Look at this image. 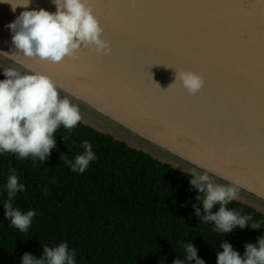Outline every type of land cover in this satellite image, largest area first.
<instances>
[{"label": "water", "instance_id": "water-1", "mask_svg": "<svg viewBox=\"0 0 264 264\" xmlns=\"http://www.w3.org/2000/svg\"><path fill=\"white\" fill-rule=\"evenodd\" d=\"M94 2L113 5L122 26L104 30L107 55L93 45L77 53L93 71L67 65L69 59L40 63L13 49L8 25L24 11L55 12L52 0H30L14 11L0 3V72L50 76L86 125L184 173L207 170L213 183L235 186L236 200L264 213V0ZM64 66L92 91L69 84ZM182 71L203 78L195 94L172 84ZM206 149L233 168L218 170L203 158Z\"/></svg>", "mask_w": 264, "mask_h": 264}, {"label": "trees", "instance_id": "trees-1", "mask_svg": "<svg viewBox=\"0 0 264 264\" xmlns=\"http://www.w3.org/2000/svg\"><path fill=\"white\" fill-rule=\"evenodd\" d=\"M55 140L43 163L0 154V264H21L25 253L42 258L45 245L63 242L75 250V264H195L186 262L189 243L205 264H217L223 243L243 256L246 244L264 236V213L238 200L228 207L251 216L249 225L217 233L213 224L203 223V206L196 199L202 194L190 184V174L82 121L71 131L59 128ZM85 140L97 159L81 174L62 157L74 161ZM11 170L26 189L17 193L13 206L37 213L26 232L4 217ZM251 223L260 227L253 229Z\"/></svg>", "mask_w": 264, "mask_h": 264}, {"label": "clouds", "instance_id": "clouds-1", "mask_svg": "<svg viewBox=\"0 0 264 264\" xmlns=\"http://www.w3.org/2000/svg\"><path fill=\"white\" fill-rule=\"evenodd\" d=\"M0 3L12 4L14 11L17 5L27 7L30 0L15 3V6L13 0H0ZM52 3L55 12L43 8L24 11L8 25L13 33L12 45L16 52L49 65L76 59L82 46L93 45L97 53L105 55L110 52V44L102 38L104 29L93 13L90 0H52ZM3 75L5 79L0 80V154L12 153L20 160L31 158L33 162L39 160L43 163L56 147L57 130L63 127L71 131L81 122L79 108L67 96L61 95V89L46 74L21 73L8 67L3 69ZM177 81L192 94L199 91L204 83L200 75L191 71L176 72L172 84ZM81 147L84 151L74 161H67L66 157L62 159L73 172L83 174L97 156L87 140ZM11 173L5 185L4 217L10 220L12 227L26 232L37 213L35 210L24 213L13 206L17 193L26 189L19 182L15 170ZM190 175V184L202 194L196 199L203 206V223L213 224L219 234H229L237 227L243 229L249 225L251 216L241 215L228 207L238 199L239 192L235 186L213 183L207 170L203 174L193 170ZM44 191L46 194L47 189ZM217 206L219 211L214 214L212 210ZM193 207L196 216H201V209ZM251 227L259 228L260 224L251 223ZM221 247L223 251L217 254V264H264V236L259 237L255 244H246L243 256L230 243L225 242ZM43 248L42 258L25 253L21 264H75V250H70L66 242ZM185 252L186 262L205 264L198 258L192 243L185 246Z\"/></svg>", "mask_w": 264, "mask_h": 264}, {"label": "snow or ice", "instance_id": "snow-or-ice-1", "mask_svg": "<svg viewBox=\"0 0 264 264\" xmlns=\"http://www.w3.org/2000/svg\"><path fill=\"white\" fill-rule=\"evenodd\" d=\"M251 6L252 5H243V7ZM91 7L93 13L95 14L97 20L100 22V25L104 30L107 28L118 29L122 26V19L116 16L113 12V5H109L107 3H95L93 0ZM66 64L72 67L78 66L87 71L94 70L93 66L88 65L81 58L78 57L76 59H69ZM62 74L64 75L65 79L69 82V84H71L73 87H77L89 92L92 91V89L88 86L86 79L83 75H78L74 72H69L66 66L62 68ZM202 155L206 161H210L217 167L218 170L229 171L233 168V165L230 161L225 160L223 157L211 152L209 149H206V152Z\"/></svg>", "mask_w": 264, "mask_h": 264}]
</instances>
